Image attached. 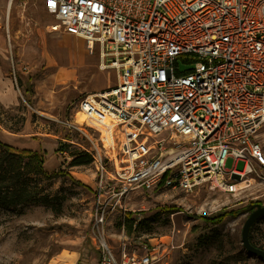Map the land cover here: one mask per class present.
I'll list each match as a JSON object with an SVG mask.
<instances>
[{"label":"built area","instance_id":"2783aa9c","mask_svg":"<svg viewBox=\"0 0 264 264\" xmlns=\"http://www.w3.org/2000/svg\"><path fill=\"white\" fill-rule=\"evenodd\" d=\"M40 1L50 32L97 48L98 69L115 75L78 101L85 120L67 123L89 143L96 225L136 190L230 195L251 187L248 176L264 183L252 141L264 124V0ZM179 60L192 67L179 71ZM152 240L121 263L102 244L98 264H167V243Z\"/></svg>","mask_w":264,"mask_h":264},{"label":"rangeland","instance_id":"374dc122","mask_svg":"<svg viewBox=\"0 0 264 264\" xmlns=\"http://www.w3.org/2000/svg\"><path fill=\"white\" fill-rule=\"evenodd\" d=\"M24 3L14 0L7 19L6 0H0L5 19L0 25V143L41 155L46 174L58 173L35 174L32 163L14 170L25 175L31 201L0 209V264H79L81 247L93 248L101 258L102 244L121 263L124 254L143 253L154 238L167 243V264H264L240 243L248 207L264 205V183L254 180L230 195L205 187L189 193L136 190L119 203L113 199L114 207L96 225L93 167L70 166L69 153L57 152V146L67 144L71 152L88 147L87 139L67 123L78 119V101L96 88L114 86L115 75L98 69L97 48L89 53L83 40L50 32L55 22L40 0ZM177 64L179 71L192 67ZM252 141L264 154V124ZM28 160L23 158L21 166ZM233 163L229 157L224 166L230 169ZM234 165L242 167L241 162ZM257 171L264 176V168ZM255 223L253 234L262 236L261 228L264 236V223Z\"/></svg>","mask_w":264,"mask_h":264},{"label":"trees","instance_id":"16d2710c","mask_svg":"<svg viewBox=\"0 0 264 264\" xmlns=\"http://www.w3.org/2000/svg\"><path fill=\"white\" fill-rule=\"evenodd\" d=\"M57 152L63 153L68 152L71 161L69 162L70 166H86L89 165L91 162L90 157L85 154L84 152H77L73 151L71 152L69 150V146L67 144H58L57 146ZM23 158H29L28 162L26 164L22 165V159ZM43 158L41 155L34 153L31 150L26 149H16L7 145H4L0 143V209L8 210L10 208L15 207L18 204H23L26 202L31 201L30 193L26 191L24 188L26 182L24 180V174L17 173L14 174V170L19 168L25 169L29 167V164L32 163V172L35 174L40 175H46L47 177H54L57 172H54L53 174H46V172L43 170ZM28 169L26 171L27 174L30 173ZM25 173V174H26ZM18 181H22L19 183ZM4 183H16L17 187L14 190H9V185H4ZM6 192H2V191ZM9 191H12L8 194H5ZM40 202H45L46 197L40 198ZM264 223V216L256 221V223ZM255 223V224H256ZM252 228L250 229L249 233V241L250 243L257 248L264 249V236H263V229L260 228V232L262 233V236L258 238L255 234H253ZM205 244V243H204ZM221 264V263H218Z\"/></svg>","mask_w":264,"mask_h":264},{"label":"water","instance_id":"95a60500","mask_svg":"<svg viewBox=\"0 0 264 264\" xmlns=\"http://www.w3.org/2000/svg\"><path fill=\"white\" fill-rule=\"evenodd\" d=\"M249 212L240 232V243L245 252L264 261V250L254 247L249 241V233L252 225L264 216V205L252 204L248 207Z\"/></svg>","mask_w":264,"mask_h":264},{"label":"crops","instance_id":"0c3cea01","mask_svg":"<svg viewBox=\"0 0 264 264\" xmlns=\"http://www.w3.org/2000/svg\"><path fill=\"white\" fill-rule=\"evenodd\" d=\"M7 1L6 0V5L7 6ZM14 0L11 1V5H13ZM25 4V3H24ZM8 6L10 8H8L9 10L11 9L12 6ZM18 7H21L20 5H17ZM16 6V7H17ZM24 7V6H23ZM7 8V7H6ZM6 10V9H5ZM44 11V10H43ZM0 17L3 18V15H0ZM98 58V56H97ZM110 87H103V88H96L95 90H93V94L94 93H98V92H103L108 90ZM80 263L79 264H97L98 259L100 258V256L95 253L94 249L87 246V247H81L80 248Z\"/></svg>","mask_w":264,"mask_h":264},{"label":"bare ground","instance_id":"6f19581e","mask_svg":"<svg viewBox=\"0 0 264 264\" xmlns=\"http://www.w3.org/2000/svg\"><path fill=\"white\" fill-rule=\"evenodd\" d=\"M8 8H10V7H7L6 10H5V12L7 14L6 15L7 17L5 16V18H7V19H9V16H8L9 15V9ZM3 20H5V19L0 17V25L2 24V22H4ZM78 114H79L78 119H76L75 122L82 123L85 120L86 117L83 114H81V113H78ZM252 181H253L252 177L248 176L247 177V182H251L252 183Z\"/></svg>","mask_w":264,"mask_h":264},{"label":"snow or ice","instance_id":"6c2138e0","mask_svg":"<svg viewBox=\"0 0 264 264\" xmlns=\"http://www.w3.org/2000/svg\"><path fill=\"white\" fill-rule=\"evenodd\" d=\"M50 3H51V0H50Z\"/></svg>","mask_w":264,"mask_h":264}]
</instances>
